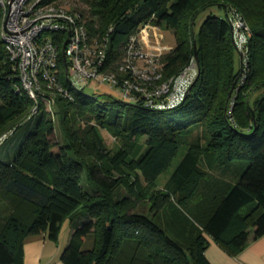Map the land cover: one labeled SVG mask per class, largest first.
Returning a JSON list of instances; mask_svg holds the SVG:
<instances>
[{"label": "trees", "instance_id": "1", "mask_svg": "<svg viewBox=\"0 0 264 264\" xmlns=\"http://www.w3.org/2000/svg\"><path fill=\"white\" fill-rule=\"evenodd\" d=\"M81 1L89 6L88 30L108 35L109 60L120 57L129 34L151 18L158 28L171 29L175 40L161 57L162 79L194 57V43L197 74L185 100L169 109L119 99L108 108L82 90L72 91V100L57 97L62 142L39 103L12 158H0V264H22L28 238L44 232L56 238L61 222L80 210L88 218L74 228L63 264H213L204 253L210 239L236 255L264 235V68L257 69L264 65V0L227 1L250 29L243 82L227 13L207 15L194 27L200 11L226 2ZM18 84L0 37V137L32 111ZM101 129L121 142L108 147ZM178 155L170 191L154 189ZM84 173L96 190L83 187ZM146 196L154 211L136 210Z\"/></svg>", "mask_w": 264, "mask_h": 264}, {"label": "built area", "instance_id": "2", "mask_svg": "<svg viewBox=\"0 0 264 264\" xmlns=\"http://www.w3.org/2000/svg\"><path fill=\"white\" fill-rule=\"evenodd\" d=\"M0 8V37L19 87L33 102V112L42 103L54 115L57 97L72 100V91L93 83L115 90L125 101L169 109L185 100L197 74L191 57L175 74L162 79L161 57L171 47L161 43L162 34L151 18L129 34L120 57L109 60L108 35H93L79 11L55 0H0ZM227 15L235 47L246 53L249 27L236 11Z\"/></svg>", "mask_w": 264, "mask_h": 264}, {"label": "rangeland", "instance_id": "3", "mask_svg": "<svg viewBox=\"0 0 264 264\" xmlns=\"http://www.w3.org/2000/svg\"><path fill=\"white\" fill-rule=\"evenodd\" d=\"M55 1H56V4L63 5L67 8L81 12L84 15V17L86 19H88V15H89L88 8H89V6H88V4L84 3L83 1H81V0H55ZM127 1L128 0H119V5H123ZM227 1L228 0H222V2H226L225 3L226 5L223 7L219 6L217 4H213V5L207 6L205 9L200 11L195 17V23H194L195 30H198V28L200 27L204 18L210 14L216 15L218 17H225V11L227 14H229V13L231 14V12L234 10L241 15L240 11H238L236 9L237 6L230 1L229 2H227ZM262 2H264V1H262ZM259 7H260L261 12L264 13V4L259 5ZM260 17L261 18L264 17V14H262ZM242 18H243V16H242ZM1 20H2V18H1V8H0V21ZM243 20L245 21L244 18H243ZM245 23L247 24L246 21H245ZM247 26H248V24H247ZM160 30H162L166 36V39L161 41V43L162 44H170L173 46L175 43V40H174V37L172 34V30L166 29V28L160 29ZM249 32H250V29H249ZM162 39H163V36H162ZM240 54H241V68H242V70H241V78L239 79V82H243L245 72H246L245 71L246 68H244V67L246 66L247 55H246V53H241V52H240ZM262 68H264V65H261L260 68L257 67L258 72L261 71ZM82 91L88 96L96 97L94 99L96 104L101 105V106H105L108 108L112 107L111 102L113 99H119V100L125 101L124 99H122V97L115 90L108 89L105 86L97 87L94 83L84 86L82 88ZM261 94L264 95V89H262ZM46 112L51 115V113L49 111H46ZM51 117L54 119L53 120L54 131L56 133L57 139H58V141L62 142L63 135H62V129H61L62 127H61L59 115H56V113H55L54 115H51ZM36 119H37V113L32 112L31 110H28L26 114H24L21 117H19L18 119H16L15 124L17 125V128L14 129L13 132L8 131L7 136L0 142V158L1 159L8 160V159L12 158L13 154L16 152L19 140L34 125ZM101 134L103 136L105 144L108 147H113L115 145H118L121 142V140L119 138L112 136L105 129H101ZM144 139H145L144 137H141L139 139V143L142 145V147L144 146ZM178 159H179V155L173 159V162L171 163L169 168L161 173V175L157 179V183L155 184L154 189L161 190V191H170L171 186H170L168 180L170 177V173H171L172 169L174 168V165ZM81 184L88 191H93V190L97 189L94 184L90 183L87 180V176L85 173L82 175ZM197 199H199V197H197ZM136 210L143 211V212L154 211L151 208V202L148 199V196H146L145 200H142L138 203ZM87 218L88 217H86V212L84 210H80L78 216H76L75 219H72L71 222H72V224L79 225L82 222H85ZM69 223H70V219H65L62 223V227H64V228H63V232L61 233V237H64L65 239L67 237V228H68ZM91 242H92V236H88L86 238L85 245L89 246L91 244Z\"/></svg>", "mask_w": 264, "mask_h": 264}, {"label": "crops", "instance_id": "4", "mask_svg": "<svg viewBox=\"0 0 264 264\" xmlns=\"http://www.w3.org/2000/svg\"><path fill=\"white\" fill-rule=\"evenodd\" d=\"M159 32L163 36L162 41L165 40L164 32L160 29ZM163 45L173 47L170 44ZM71 220L67 228L66 239L61 237L64 228L62 227L63 221L56 238L49 236L48 232L28 238L23 244L22 264H63L61 253L68 244L74 228L79 226L72 224ZM204 253L213 264H264V235L249 240L245 247L234 256L227 254L215 241L210 239Z\"/></svg>", "mask_w": 264, "mask_h": 264}, {"label": "water", "instance_id": "5", "mask_svg": "<svg viewBox=\"0 0 264 264\" xmlns=\"http://www.w3.org/2000/svg\"><path fill=\"white\" fill-rule=\"evenodd\" d=\"M229 24H230V28H231V32H232V43L235 46V42H234V39H233V27H232V23L229 21ZM194 57H195V60L197 62L198 61V57H197V51H196V45H195V43H194ZM62 59H63V62H64V66H66V61H65V56L64 55H63V58ZM240 59H241V55H240ZM236 82H237V79L234 80V82H233V84L231 86V89L229 91V97L228 98H230ZM189 90H190V87L188 88V92H189ZM125 102L127 104H129V105H134V103H132V102H129V101H125ZM252 115L254 117V112H252Z\"/></svg>", "mask_w": 264, "mask_h": 264}]
</instances>
